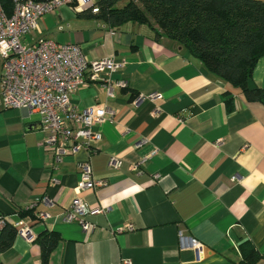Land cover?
I'll return each instance as SVG.
<instances>
[{
  "label": "crops",
  "instance_id": "obj_1",
  "mask_svg": "<svg viewBox=\"0 0 264 264\" xmlns=\"http://www.w3.org/2000/svg\"><path fill=\"white\" fill-rule=\"evenodd\" d=\"M40 37L78 44L91 60L124 59L111 78L128 82L113 95L102 82L76 91L78 108L102 114L95 126L102 140L59 163L44 145L40 115L0 104V215L27 223L35 239L59 235L48 264H241L244 243L264 264V104L146 23L112 27L62 6L41 16L26 41ZM1 69L0 58V77ZM252 78L264 87V56ZM88 159L106 180L81 193L89 207L104 209L89 217L91 233L63 220ZM181 235L201 243L203 255ZM41 254L16 233L0 264H42Z\"/></svg>",
  "mask_w": 264,
  "mask_h": 264
},
{
  "label": "built area",
  "instance_id": "obj_2",
  "mask_svg": "<svg viewBox=\"0 0 264 264\" xmlns=\"http://www.w3.org/2000/svg\"><path fill=\"white\" fill-rule=\"evenodd\" d=\"M13 3V11L8 15L0 0V104L4 108H21L40 115L46 132L44 145L55 163L81 149L95 150L102 140L95 126L104 118L93 108H78L72 96L88 82H102L110 95L114 87H127L126 79L113 81L111 78L112 73L125 68L126 61L115 55L91 60L78 44L59 43L45 37L28 43L26 37L38 28L40 17L49 11L69 6L75 11L92 9L97 12L96 0H13ZM159 96L156 92L150 94L152 98ZM110 163L117 165V160L113 157ZM80 177L63 220L76 222L85 233H91L95 225L89 217L104 209L89 207L81 193L103 186L106 180L95 177L90 159L81 164ZM31 207L34 208L35 203ZM40 217L46 219L47 215L40 214ZM6 224L12 225L24 239L35 240L27 223L0 215V228ZM180 237L182 244L191 245L203 255L201 243L193 238L187 241L183 235Z\"/></svg>",
  "mask_w": 264,
  "mask_h": 264
},
{
  "label": "trees",
  "instance_id": "obj_3",
  "mask_svg": "<svg viewBox=\"0 0 264 264\" xmlns=\"http://www.w3.org/2000/svg\"><path fill=\"white\" fill-rule=\"evenodd\" d=\"M1 1L10 15L13 0ZM95 6L97 12L84 11L112 27L127 22L151 25L157 37L164 35L187 46L210 72L240 88L248 101L264 104V87L254 84L252 78L258 59L264 56V1L96 0ZM15 235L12 225L3 227L0 251L11 246ZM59 239L54 232L35 239L41 248L42 264H48ZM241 247V264H256L260 255L254 247L250 243Z\"/></svg>",
  "mask_w": 264,
  "mask_h": 264
},
{
  "label": "rangeland",
  "instance_id": "obj_4",
  "mask_svg": "<svg viewBox=\"0 0 264 264\" xmlns=\"http://www.w3.org/2000/svg\"><path fill=\"white\" fill-rule=\"evenodd\" d=\"M124 5V3H121V5L120 6H123Z\"/></svg>",
  "mask_w": 264,
  "mask_h": 264
}]
</instances>
